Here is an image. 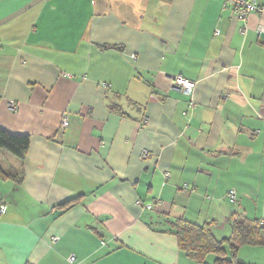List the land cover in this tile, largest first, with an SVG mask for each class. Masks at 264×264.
I'll list each match as a JSON object with an SVG mask.
<instances>
[{"label":"crops","instance_id":"1","mask_svg":"<svg viewBox=\"0 0 264 264\" xmlns=\"http://www.w3.org/2000/svg\"><path fill=\"white\" fill-rule=\"evenodd\" d=\"M260 25L225 0H0V128L30 136L23 162L0 150V264H200L173 221L264 223Z\"/></svg>","mask_w":264,"mask_h":264},{"label":"trees","instance_id":"2","mask_svg":"<svg viewBox=\"0 0 264 264\" xmlns=\"http://www.w3.org/2000/svg\"><path fill=\"white\" fill-rule=\"evenodd\" d=\"M29 147V135L13 134L0 128L1 151H5L23 162ZM0 177L5 180L9 178L19 180L16 175L5 173L2 170H0ZM74 200L76 199L68 201L67 204ZM173 223L174 234L178 238L180 249L200 264H206V258L210 254L216 255L215 264H246L238 260L240 249L243 246L264 245V223L247 217L243 212L234 211L231 220V236L222 240L215 238L212 221L197 224L186 219H177ZM228 253L229 256H227Z\"/></svg>","mask_w":264,"mask_h":264},{"label":"built area","instance_id":"3","mask_svg":"<svg viewBox=\"0 0 264 264\" xmlns=\"http://www.w3.org/2000/svg\"><path fill=\"white\" fill-rule=\"evenodd\" d=\"M225 3L231 4L234 7L235 12L237 13V15L242 21H246V19L252 13H264V7L259 6L257 3V0H225ZM257 30L259 34H263L264 26L260 25ZM241 32L245 33V28H242ZM216 34H218V31L216 32ZM132 58H135V57H132ZM171 84H172L171 86L173 90L179 91L188 96L194 93L197 87L196 81L187 79L181 75H175L171 77ZM10 109L16 110V107L14 106L13 103L10 105ZM69 124H70L69 116L67 113H64L62 123H61L62 129L64 130L67 129L69 127ZM150 157H152V153L150 152V150L147 148L143 149L141 152V158L148 159ZM164 175H165V178H168L170 176V173L165 172ZM227 197L231 202L236 203L237 202V191L235 189L230 190L227 193ZM136 205L141 208L147 209V210L154 209L153 203H144L142 200H137ZM4 210H5V206L1 204L0 205V216L2 215ZM57 240H58V237H54L52 239L53 243H55ZM75 259L76 257L74 255L69 257L70 262H74Z\"/></svg>","mask_w":264,"mask_h":264},{"label":"rangeland","instance_id":"4","mask_svg":"<svg viewBox=\"0 0 264 264\" xmlns=\"http://www.w3.org/2000/svg\"><path fill=\"white\" fill-rule=\"evenodd\" d=\"M229 256V253L228 255ZM215 258H216V255L215 254H210L207 258H206V264L209 262L208 264H215Z\"/></svg>","mask_w":264,"mask_h":264}]
</instances>
